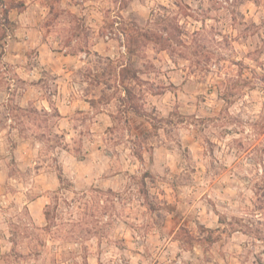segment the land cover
<instances>
[{"label":"clouds","instance_id":"clouds-1","mask_svg":"<svg viewBox=\"0 0 264 264\" xmlns=\"http://www.w3.org/2000/svg\"><path fill=\"white\" fill-rule=\"evenodd\" d=\"M0 264H264V0H0Z\"/></svg>","mask_w":264,"mask_h":264}]
</instances>
